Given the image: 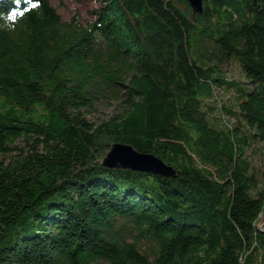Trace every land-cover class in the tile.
Here are the masks:
<instances>
[{
  "label": "trees",
  "instance_id": "16d2710c",
  "mask_svg": "<svg viewBox=\"0 0 264 264\" xmlns=\"http://www.w3.org/2000/svg\"><path fill=\"white\" fill-rule=\"evenodd\" d=\"M114 142L174 175L101 165ZM255 143L264 0H102L85 23L0 0V264H264Z\"/></svg>",
  "mask_w": 264,
  "mask_h": 264
},
{
  "label": "rangeland",
  "instance_id": "374dc122",
  "mask_svg": "<svg viewBox=\"0 0 264 264\" xmlns=\"http://www.w3.org/2000/svg\"><path fill=\"white\" fill-rule=\"evenodd\" d=\"M49 2L62 20H68L73 15L77 14L79 16V19L83 23H85L86 21L93 20L94 11L102 3V0H49ZM180 6L184 7L182 4ZM221 69L228 79L232 77L242 79L240 68L234 60L223 62L221 65ZM215 95L219 96L224 101L233 99L232 92H228L221 87L216 88ZM115 110H117L116 101L107 98L101 101H97L90 111L85 112V116L89 120L99 122L111 115ZM216 111L217 110L214 111V114L216 113L217 115ZM225 118L227 119L226 116ZM252 147L254 148V151H250V149L248 148L246 150V153L250 155L251 164L255 168L256 172L262 174L264 173V150L261 145L257 143L253 144ZM263 222L264 213H262V215L260 216L257 224L261 226ZM146 243V240H142V248H145L144 245Z\"/></svg>",
  "mask_w": 264,
  "mask_h": 264
},
{
  "label": "water",
  "instance_id": "95a60500",
  "mask_svg": "<svg viewBox=\"0 0 264 264\" xmlns=\"http://www.w3.org/2000/svg\"><path fill=\"white\" fill-rule=\"evenodd\" d=\"M191 14L202 12V0H186ZM101 165L111 169H131L139 171H152L164 175H174L172 166L165 163L160 157L150 152H140L132 145L114 142L110 145L103 158ZM264 231V222L261 224Z\"/></svg>",
  "mask_w": 264,
  "mask_h": 264
},
{
  "label": "clouds",
  "instance_id": "9594fccd",
  "mask_svg": "<svg viewBox=\"0 0 264 264\" xmlns=\"http://www.w3.org/2000/svg\"><path fill=\"white\" fill-rule=\"evenodd\" d=\"M17 15H22V14L21 13H17V12H15V10H13L12 12H9L7 14V18L8 19H15Z\"/></svg>",
  "mask_w": 264,
  "mask_h": 264
},
{
  "label": "built area",
  "instance_id": "2783aa9c",
  "mask_svg": "<svg viewBox=\"0 0 264 264\" xmlns=\"http://www.w3.org/2000/svg\"><path fill=\"white\" fill-rule=\"evenodd\" d=\"M262 214H260V216H261ZM261 227V226H260ZM262 228V227H261ZM263 229V228H262Z\"/></svg>",
  "mask_w": 264,
  "mask_h": 264
},
{
  "label": "snow or ice",
  "instance_id": "6c2138e0",
  "mask_svg": "<svg viewBox=\"0 0 264 264\" xmlns=\"http://www.w3.org/2000/svg\"><path fill=\"white\" fill-rule=\"evenodd\" d=\"M21 14H23V13H21Z\"/></svg>",
  "mask_w": 264,
  "mask_h": 264
}]
</instances>
